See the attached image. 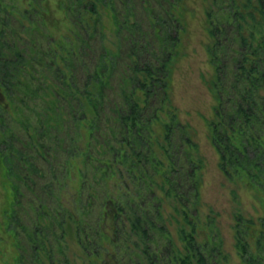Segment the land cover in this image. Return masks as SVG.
<instances>
[{"label": "trees", "instance_id": "trees-1", "mask_svg": "<svg viewBox=\"0 0 264 264\" xmlns=\"http://www.w3.org/2000/svg\"><path fill=\"white\" fill-rule=\"evenodd\" d=\"M23 1L0 0V167L11 192L0 226L16 264H68L71 232L81 264H222L215 216L199 209L202 157L169 98L179 0H58L63 28L44 0ZM205 17L208 138L221 172L263 207L257 217L236 209L233 228L240 264H264V0H208ZM124 174L130 193L112 189Z\"/></svg>", "mask_w": 264, "mask_h": 264}, {"label": "rangeland", "instance_id": "rangeland-1", "mask_svg": "<svg viewBox=\"0 0 264 264\" xmlns=\"http://www.w3.org/2000/svg\"><path fill=\"white\" fill-rule=\"evenodd\" d=\"M10 1V0H5ZM16 3L25 5L23 0H15ZM48 7V15L58 27L63 28L62 10L58 0H44ZM208 0H179L177 10L182 19L183 28L180 32V41L175 56L171 62V74L169 81V98L175 108L179 119L187 123L192 139L197 143L198 153L202 157L200 191V213L209 211L215 216L219 227L222 246L227 256L222 264H240L241 259L234 244L233 214L236 209L245 215L257 217L262 214L263 207L254 197L253 190L246 186L240 179L229 180L218 166V156L208 138V120L212 116L213 96L209 88L212 76V65L207 54L209 35L205 8ZM101 19L104 23V38L113 46V26L110 15L101 9ZM15 131L22 132L16 119L7 122ZM156 131L162 130L161 124H155ZM82 135L79 142H83ZM74 157L71 159L69 173L66 177L64 195L72 199L73 193L79 188L80 181L77 169L80 161ZM0 167V223L3 220V212L11 199L9 185L4 181L5 177ZM130 178L124 174L123 181L116 180L112 189L116 192L131 191L132 184L128 186ZM160 191V190H158ZM160 193V192H159ZM170 197L162 200V210L165 222L171 232L177 236L175 217L172 214ZM66 239L65 252L68 264H81L86 261L81 247L71 232ZM12 245V235L0 226V264H16Z\"/></svg>", "mask_w": 264, "mask_h": 264}]
</instances>
